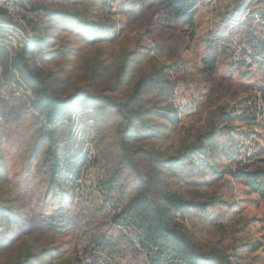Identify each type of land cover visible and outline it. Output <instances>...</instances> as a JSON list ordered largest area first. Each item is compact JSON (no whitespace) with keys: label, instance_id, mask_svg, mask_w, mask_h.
Returning <instances> with one entry per match:
<instances>
[{"label":"rangeland","instance_id":"rangeland-1","mask_svg":"<svg viewBox=\"0 0 264 264\" xmlns=\"http://www.w3.org/2000/svg\"><path fill=\"white\" fill-rule=\"evenodd\" d=\"M21 4L35 42L15 49L16 34L0 33V264H84L78 252L91 264H153L131 218H115L141 190L207 202L177 221L190 239L226 264H264L254 247L264 244V191L246 175L264 173V24L253 18L264 0H198L191 25L159 0ZM29 70L52 95L83 88L115 106L80 100L50 133ZM201 134L211 136L205 153L167 162Z\"/></svg>","mask_w":264,"mask_h":264},{"label":"trees","instance_id":"trees-1","mask_svg":"<svg viewBox=\"0 0 264 264\" xmlns=\"http://www.w3.org/2000/svg\"><path fill=\"white\" fill-rule=\"evenodd\" d=\"M159 1L163 2L167 10L183 23L188 25L192 24L193 11L198 0ZM262 17L264 18V14H262ZM0 20L6 23L11 22L4 11H0ZM90 25L87 23L84 28L87 29ZM5 31L2 30V32ZM103 33H105V30H103ZM34 42V36L32 34L31 39L24 44V49L22 50H25L26 45H32ZM23 55L24 51L19 55L13 56V58L12 55L9 56L7 60L8 67L19 68V65L25 62ZM28 73V79L34 81L37 85L36 87H38L33 100V107L41 108L45 120L44 126L50 129V133H52L53 125L58 119L72 117L77 108V103L80 100L84 102H105L110 106H115L105 95L101 93L90 94L83 88H76L64 97L52 95L45 88L40 87V78L36 74H32L30 70ZM145 85L146 80L144 78L136 81L133 93L123 104L124 109H127L126 107L130 106L138 98V95ZM261 100L264 112V93L261 94ZM226 117L225 119H229L231 116L230 114H226ZM137 118L140 119L139 124L144 127L145 124L142 115L137 114ZM129 125H136V121L131 120ZM210 141L211 136L209 134H201L197 137L196 143L187 145L181 155L171 156L167 159V162L183 164L182 161L185 156L189 155V157H192L193 154L201 155L205 153L208 147L207 143H210ZM84 157L82 158L83 160ZM82 162L75 168V177L79 175ZM59 171H61V166L57 163L53 164L52 174L58 176L59 174L57 173ZM246 175L248 179H253L250 182L251 185H254L257 189L261 188L264 191V184L257 181L261 175H264L262 171L252 172ZM207 205V202L185 200L174 194H163L157 197V199H151L148 197L146 191L141 190L126 202L115 218L117 220L125 219L127 216L131 218V227L134 231L135 242L154 253L153 258H151L153 264H226L225 257L217 255L213 250H206L193 242L187 233L183 231V227L177 222L179 218L183 217V213L187 208L194 207L204 210ZM176 213L179 214L178 217H175ZM254 247L262 248L264 253V244L261 241L256 242ZM26 263L24 261L17 264Z\"/></svg>","mask_w":264,"mask_h":264},{"label":"built area","instance_id":"built-area-1","mask_svg":"<svg viewBox=\"0 0 264 264\" xmlns=\"http://www.w3.org/2000/svg\"><path fill=\"white\" fill-rule=\"evenodd\" d=\"M0 11H4L6 16L11 20V22H2L0 20V33L2 30L12 31L16 34L17 42L14 45L15 49H19L24 46V44L31 39L32 34L28 30L23 18L24 14H29L31 11L26 5L21 4V0H0ZM253 18L257 22L264 24V18L260 13L255 12ZM179 85L176 84L172 90L171 102L173 105L177 104V100L180 96ZM92 161L91 151L88 150L85 154L84 160L82 162L80 173L87 167ZM179 214L176 213L175 217ZM78 255L84 264H91L92 261L87 257L86 254L78 252Z\"/></svg>","mask_w":264,"mask_h":264}]
</instances>
